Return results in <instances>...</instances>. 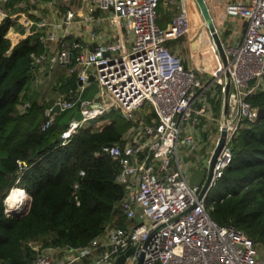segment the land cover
<instances>
[{"label":"built area","instance_id":"built-area-1","mask_svg":"<svg viewBox=\"0 0 264 264\" xmlns=\"http://www.w3.org/2000/svg\"><path fill=\"white\" fill-rule=\"evenodd\" d=\"M160 1L23 0L12 10L7 0H0V22H11L6 36L18 42L38 32L44 43V51L33 54L36 82L63 66L77 79V88L45 108L43 129L70 108H77L81 116H73L63 129L62 144L111 109L134 121L122 142L104 145L99 152L121 161L116 179L125 195L114 204L118 213L82 246L30 242L36 251L32 264H115L129 248L133 252L123 264H137L141 255V264H264L254 239L232 223L213 219L207 201L231 163L232 141L241 122L260 115L250 97L264 84V0L223 4L221 22L234 31L223 41L231 73L229 121L225 144L201 198L205 178L200 185L188 179L212 154L221 135L225 66L204 21L196 32L201 39L200 68L185 65L167 41L193 30L187 0H163L176 8L165 28L157 22ZM233 17L243 19L240 36ZM91 75L99 90L82 99ZM28 105L26 101L23 110ZM18 163L27 166L25 161ZM5 206L9 214L11 204ZM121 218L125 224H120Z\"/></svg>","mask_w":264,"mask_h":264},{"label":"trees","instance_id":"trees-1","mask_svg":"<svg viewBox=\"0 0 264 264\" xmlns=\"http://www.w3.org/2000/svg\"><path fill=\"white\" fill-rule=\"evenodd\" d=\"M22 1L7 0V7L13 10ZM209 8L215 16L214 4ZM10 23L9 18L0 22V264H32L36 251L30 242L82 246L118 213L114 204L125 195L116 179L121 161L99 152L104 145L122 142L134 121L111 109L97 117L104 124L84 126L64 144L61 132L68 122L63 113L43 129L49 104L33 92V54L44 51V43L38 32L15 42L5 35ZM173 41H167L170 48ZM59 76L53 90L68 95L77 88L75 75L64 77L61 70ZM250 100L260 109L259 118L241 122L231 163L207 201L212 202L213 219L234 224L264 249V84ZM19 160L27 163L22 173ZM14 185L29 193L28 208L20 215L5 211L4 198ZM119 222L125 224L123 218Z\"/></svg>","mask_w":264,"mask_h":264},{"label":"rangeland","instance_id":"rangeland-1","mask_svg":"<svg viewBox=\"0 0 264 264\" xmlns=\"http://www.w3.org/2000/svg\"><path fill=\"white\" fill-rule=\"evenodd\" d=\"M208 5L210 3V0H206ZM221 2L225 0H220ZM187 8H188V12L189 15L191 17L192 20V24H193V30L189 33L190 39L192 38H196V40L192 39L191 42L189 41V36L188 35H184L182 37H180L179 39H174V41L171 43L172 45L175 46V48H171L174 52H176L178 55L181 56L182 61L184 62H188L189 59V55L190 56H194L193 58V65L195 68H198L201 65V60H200V45H201V39H200V35L196 32L198 30V25H201L203 22V17L200 13L199 7L197 5L196 0H187ZM215 8V13L218 12V7L214 5ZM176 12V8L175 5L170 4L169 6H166V4L164 3L163 0H161L158 5H157V22L160 24L161 27L165 28L167 27L168 23L172 20V16L174 15V13ZM219 14V13H217ZM222 29V28H221ZM221 29L219 28V32L220 35L222 37V40L224 41L226 39L225 34L221 31ZM188 38V40H187ZM225 42V41H224ZM178 43V44H177ZM177 44V46H176ZM171 47V46H170ZM200 68V67H199ZM99 90V86L97 84L96 81H92L88 87L85 88V90L83 91V95H82V99L85 98H92L95 96V94L98 92ZM53 91H51L52 93ZM54 95V93H53ZM56 97V96H55ZM53 96V99L55 98ZM42 98V97H41ZM77 111V108H70L67 109L65 111H62L60 113H63L62 115V120L65 122H69L70 119H72L73 116H71V114H75V112ZM59 113V114H60ZM99 120V118H98ZM97 118L93 119L90 121V127H97L98 125H102L104 124V122H102L100 124V122H98ZM100 121V120H99ZM22 168H21V173H22ZM17 189H23L25 190V188L20 187L19 185H14L11 187L8 195L4 198V202L8 203V196L15 190ZM218 188L217 186H213L210 192V197H212L216 192H217ZM27 193L26 196V202L24 204V208H23V212L26 211V209L28 208V204H29V193ZM10 203V202H9ZM208 205H212L211 200H208ZM12 206V204H11ZM14 208V207H13ZM16 209V208H15ZM17 209H21V208H17ZM261 249V253L262 255L264 254V249ZM260 256V255H259Z\"/></svg>","mask_w":264,"mask_h":264},{"label":"water","instance_id":"water-1","mask_svg":"<svg viewBox=\"0 0 264 264\" xmlns=\"http://www.w3.org/2000/svg\"><path fill=\"white\" fill-rule=\"evenodd\" d=\"M197 5L199 7L200 13L203 17V21L205 22V24L207 25V27L209 28L211 34H212V38L216 44L217 50L220 54V57L222 59L223 65L225 66V77H226V90H225V94H224V99H223V110H222V129H221V135L218 139V142L212 152V154L210 156H207L200 167L195 168L189 176V184L194 185H200L204 178V182L201 188V192L199 194V198H201L207 191L208 186L210 184V181L212 179L213 176V169H214V164L216 162V159L218 157V155L220 154L222 147L225 144L226 141V134H227V130H226V126L228 124V96H229V91L231 89V73L229 71V68L227 67L228 65V58H227V54L224 48V42L222 40V37L220 35V32L217 28L215 19L213 17V15L211 14L209 5L207 3L206 0H196ZM90 80L93 81L94 80V76L91 75L90 76ZM81 83V81H80ZM59 108V107H58ZM76 118H80L81 114L79 111L75 112L74 115ZM189 209H187L186 211H188ZM185 211V212H186ZM23 209L20 211H15V210H11L9 214L12 215H20L23 214ZM133 252L132 248H129L125 253L120 254L116 261L115 264H123L126 258V255L130 254ZM142 257L143 255L140 256L137 264H141L142 261Z\"/></svg>","mask_w":264,"mask_h":264},{"label":"crops","instance_id":"crops-1","mask_svg":"<svg viewBox=\"0 0 264 264\" xmlns=\"http://www.w3.org/2000/svg\"><path fill=\"white\" fill-rule=\"evenodd\" d=\"M209 4H214L215 6L218 7V12L217 13H219V14L216 13V15L213 16V17H214L217 25L219 26V28L220 29L222 28L221 31L222 32L224 31L223 33L226 36V39L224 41H228L230 36L232 34H234V31L230 30L231 28H227L225 25L223 26V23L221 22V14H222V11H223V6H224L223 5L224 4L223 1L221 2L220 0H210ZM101 13L104 14V12L102 10H97V14H101ZM233 21H235V24H236L235 27H237V33H238L237 36L238 35L240 36L243 33V31H244L243 19L237 18V17H235V18L233 17ZM187 40H188V38H187ZM177 44H176V46H177ZM172 46H173V48H175L174 45H172ZM194 56H190L189 55V59H188V62H186V64L194 66L193 65V58H192ZM45 64H48V63L45 62ZM61 70H64V77L68 76L67 68L65 69L64 67H56V68L52 69V71L50 72L48 78L46 77L45 79H41V81L39 83L36 82L33 85V92H37L38 93L37 95L39 96L40 99L45 98L48 101V104L53 103V101L60 94H62V92L58 88L57 89L54 88L55 90H53L54 84L58 82V79L60 77L59 74H60ZM51 91H53V92L51 93ZM53 93H54V95H53ZM53 96L54 97L56 96L54 98V100L51 99V98H53Z\"/></svg>","mask_w":264,"mask_h":264},{"label":"bare ground","instance_id":"bare-ground-1","mask_svg":"<svg viewBox=\"0 0 264 264\" xmlns=\"http://www.w3.org/2000/svg\"><path fill=\"white\" fill-rule=\"evenodd\" d=\"M26 192H27L26 189L25 190L17 189L8 196V200L10 204H12L11 210L20 211L24 208V204L26 202V196H27ZM17 208H21V209H17Z\"/></svg>","mask_w":264,"mask_h":264}]
</instances>
